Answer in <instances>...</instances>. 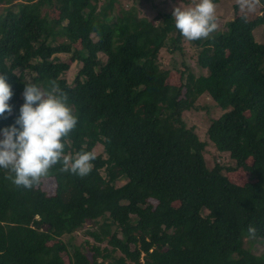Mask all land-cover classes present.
I'll return each mask as SVG.
<instances>
[{"label":"trees","instance_id":"16d2710c","mask_svg":"<svg viewBox=\"0 0 264 264\" xmlns=\"http://www.w3.org/2000/svg\"><path fill=\"white\" fill-rule=\"evenodd\" d=\"M98 2L0 0V74L13 92L0 126L13 122L23 83L55 82L77 117L64 154L102 146L87 175L57 162L30 188L0 168V264H65L64 252L69 264H264V44L253 37L264 16L236 15L191 40L204 73L185 66L174 86L158 60L167 43L181 49L171 14L158 23L133 10L111 18L112 1L96 11ZM55 5L57 20L46 11ZM61 55L81 64L71 82ZM203 94L222 110L206 136L234 167H208L207 143L185 124ZM237 169L246 174L243 186L226 176ZM89 223L96 230L86 234L109 249L82 252L63 240ZM250 240L262 253L245 247Z\"/></svg>","mask_w":264,"mask_h":264},{"label":"clouds","instance_id":"9594fccd","mask_svg":"<svg viewBox=\"0 0 264 264\" xmlns=\"http://www.w3.org/2000/svg\"><path fill=\"white\" fill-rule=\"evenodd\" d=\"M213 0H195L191 6H174L171 19L178 33L187 40L206 37L216 28ZM12 86L0 74V118L11 114ZM23 102L13 122L0 126V168L9 169L12 183L30 188L49 168L59 162L61 170L84 176L95 159L91 151L64 154V139L75 127L77 117L66 94L55 82L44 88L35 82L23 83ZM249 236L255 234L251 226Z\"/></svg>","mask_w":264,"mask_h":264},{"label":"rangeland","instance_id":"374dc122","mask_svg":"<svg viewBox=\"0 0 264 264\" xmlns=\"http://www.w3.org/2000/svg\"><path fill=\"white\" fill-rule=\"evenodd\" d=\"M112 1L111 8H107L105 13L107 16L114 18L119 15L120 11L133 10L132 12L138 14V17L144 16L145 13H148L149 16H156V23H158L163 15L171 14L172 8L174 6L185 7L191 6L195 3V0H180L179 4L174 3L170 0H99L97 3L96 11L102 10L107 4ZM215 5V22L216 30H222L225 28V23L236 15H244L246 18L253 20L257 17L264 16V0H217L214 2ZM2 5H0V12H2ZM50 16L57 20L60 17V12L58 6H53L51 8H46ZM62 23L65 24V21ZM93 40H96L95 35L91 36ZM253 37L256 42L264 44V25H260L253 30ZM51 45H55L54 42H51ZM76 48H80V45L77 44ZM180 50H171L172 46H169L168 43L163 47L159 52V61L161 66L164 69L170 71V75L167 79V83L170 85L177 86L180 72L185 70V66L189 67L192 72L196 75L201 74L203 71H200L197 67V54L199 49L195 47L190 40L185 38L182 39L180 43ZM60 59L70 63L69 70L65 75V78L68 82H71L74 78L76 71L81 65L78 62H70V59L61 55ZM222 110H219L211 98L207 94L201 95L197 98L195 102V109L191 110L184 114V121L187 126H192L195 128V132L200 138L201 141L207 143L206 150L204 151V157L206 164L210 167L214 161L221 163L225 166H235L233 160L228 158L227 154H219L213 145L209 142L206 136V130L211 119L218 117L221 114ZM102 146L97 144L93 148V153H101ZM252 160L247 159V163L250 164ZM227 178L238 186H243L247 179L246 174L243 170L237 169L226 173ZM125 182V180H120L115 184V186H120ZM44 187L48 189L50 194L54 193V183L51 180H45ZM152 204L155 201L150 200ZM96 230V228L91 224H86L83 228L79 229L72 235H66L63 240L68 244L70 243L72 247L81 249L82 252H85V248L90 250L92 246L98 245L100 248L107 247L106 240L101 244H97L89 237L86 233L88 231ZM120 237V236H119ZM245 247L251 249L254 253H262V246L258 242L248 241L245 243ZM117 255H120L117 252ZM62 260L65 264L70 262V254L64 252L61 254ZM133 264V263H127Z\"/></svg>","mask_w":264,"mask_h":264}]
</instances>
